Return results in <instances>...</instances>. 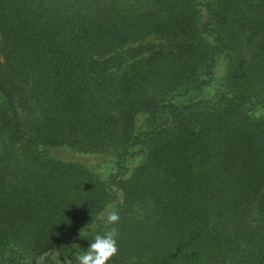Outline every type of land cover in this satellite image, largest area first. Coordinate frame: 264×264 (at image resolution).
Instances as JSON below:
<instances>
[{
	"label": "trees",
	"instance_id": "16d2710c",
	"mask_svg": "<svg viewBox=\"0 0 264 264\" xmlns=\"http://www.w3.org/2000/svg\"><path fill=\"white\" fill-rule=\"evenodd\" d=\"M110 211L108 264H264V0H0V264Z\"/></svg>",
	"mask_w": 264,
	"mask_h": 264
},
{
	"label": "clouds",
	"instance_id": "9594fccd",
	"mask_svg": "<svg viewBox=\"0 0 264 264\" xmlns=\"http://www.w3.org/2000/svg\"><path fill=\"white\" fill-rule=\"evenodd\" d=\"M105 223L106 230L102 234L94 236L86 250H82L79 245L74 244L79 250L75 256L64 264H108V262L118 254V229L115 227L119 222V214L110 211L106 215L99 217Z\"/></svg>",
	"mask_w": 264,
	"mask_h": 264
},
{
	"label": "rangeland",
	"instance_id": "374dc122",
	"mask_svg": "<svg viewBox=\"0 0 264 264\" xmlns=\"http://www.w3.org/2000/svg\"><path fill=\"white\" fill-rule=\"evenodd\" d=\"M75 159L87 162V161H93L99 158H94L93 156H91V154H76L75 156H73Z\"/></svg>",
	"mask_w": 264,
	"mask_h": 264
}]
</instances>
